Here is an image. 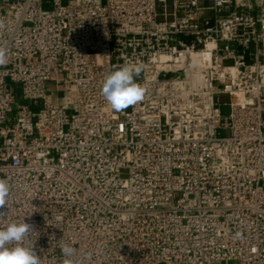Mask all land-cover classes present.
<instances>
[{"label":"built area","instance_id":"obj_1","mask_svg":"<svg viewBox=\"0 0 264 264\" xmlns=\"http://www.w3.org/2000/svg\"><path fill=\"white\" fill-rule=\"evenodd\" d=\"M0 22V228L30 224L41 264H264V0H0ZM137 63L115 112L104 79Z\"/></svg>","mask_w":264,"mask_h":264},{"label":"clouds","instance_id":"obj_2","mask_svg":"<svg viewBox=\"0 0 264 264\" xmlns=\"http://www.w3.org/2000/svg\"><path fill=\"white\" fill-rule=\"evenodd\" d=\"M4 28L0 22V30ZM8 63V55L3 47H0V66ZM144 70L143 64H124L111 71L104 79L101 95L104 97L111 110L121 112L130 106H134L144 99L146 89L137 82V77ZM10 194V185L6 179H0V209L7 203ZM4 211H0L3 214ZM32 231V226L23 219L20 222H11L6 228H0V264H41L40 256L34 247H25L23 241ZM235 238L242 239V233L236 232ZM9 245H14L9 247ZM61 251L66 257L63 264H72L70 259L75 249L64 245Z\"/></svg>","mask_w":264,"mask_h":264},{"label":"rangeland","instance_id":"obj_3","mask_svg":"<svg viewBox=\"0 0 264 264\" xmlns=\"http://www.w3.org/2000/svg\"><path fill=\"white\" fill-rule=\"evenodd\" d=\"M103 1L105 2V0H103ZM13 86L15 88L16 94H18V91H21V84L18 83V82H15V83H13ZM47 92L53 98L54 101H57V99L59 97H64L65 96V93L62 91V89L58 90V87L56 86V83L53 82V81H48L47 82ZM225 111H227V110H225ZM14 120H15V113H11L9 115L8 121L11 123ZM10 123H7V124H10Z\"/></svg>","mask_w":264,"mask_h":264}]
</instances>
